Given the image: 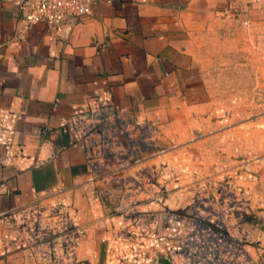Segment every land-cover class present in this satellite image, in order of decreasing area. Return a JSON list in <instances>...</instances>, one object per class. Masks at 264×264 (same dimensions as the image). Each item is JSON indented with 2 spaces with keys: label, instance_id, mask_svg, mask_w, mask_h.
I'll use <instances>...</instances> for the list:
<instances>
[{
  "label": "crops",
  "instance_id": "1",
  "mask_svg": "<svg viewBox=\"0 0 264 264\" xmlns=\"http://www.w3.org/2000/svg\"><path fill=\"white\" fill-rule=\"evenodd\" d=\"M29 1L0 0V264H41L4 214L35 204L49 212L57 203L87 228L82 264H155L156 226L109 215L107 200L94 199L69 123L107 100L158 124L197 108L193 41L226 0L104 3L68 41L44 23L23 26Z\"/></svg>",
  "mask_w": 264,
  "mask_h": 264
},
{
  "label": "rangeland",
  "instance_id": "2",
  "mask_svg": "<svg viewBox=\"0 0 264 264\" xmlns=\"http://www.w3.org/2000/svg\"><path fill=\"white\" fill-rule=\"evenodd\" d=\"M218 11L193 41L200 105L158 124L164 153L147 166L164 169L172 209L243 231L262 258L264 0H226Z\"/></svg>",
  "mask_w": 264,
  "mask_h": 264
},
{
  "label": "built area",
  "instance_id": "3",
  "mask_svg": "<svg viewBox=\"0 0 264 264\" xmlns=\"http://www.w3.org/2000/svg\"><path fill=\"white\" fill-rule=\"evenodd\" d=\"M115 1L31 0L24 2L19 18L26 29L44 23L58 39L68 41L96 6ZM69 128L71 145L85 158L93 197L107 200V214L156 226L160 241L155 264H262V258L248 250L243 231L232 233L212 218L184 216L167 204L164 169L147 166L164 153L157 144L158 123L107 100L73 115ZM5 216L15 217L16 237L26 242L39 263L82 264L87 228L72 219L64 204L57 203L49 212L39 204L30 205Z\"/></svg>",
  "mask_w": 264,
  "mask_h": 264
}]
</instances>
